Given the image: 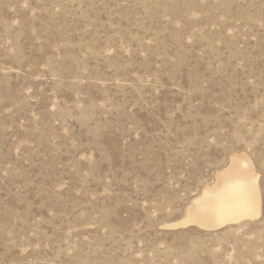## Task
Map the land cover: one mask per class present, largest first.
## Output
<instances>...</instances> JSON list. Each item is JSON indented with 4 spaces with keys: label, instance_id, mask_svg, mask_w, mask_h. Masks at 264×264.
Returning a JSON list of instances; mask_svg holds the SVG:
<instances>
[{
    "label": "rangeland",
    "instance_id": "1",
    "mask_svg": "<svg viewBox=\"0 0 264 264\" xmlns=\"http://www.w3.org/2000/svg\"><path fill=\"white\" fill-rule=\"evenodd\" d=\"M236 153L260 214L165 226ZM0 264H264V0H0Z\"/></svg>",
    "mask_w": 264,
    "mask_h": 264
},
{
    "label": "bare ground",
    "instance_id": "2",
    "mask_svg": "<svg viewBox=\"0 0 264 264\" xmlns=\"http://www.w3.org/2000/svg\"><path fill=\"white\" fill-rule=\"evenodd\" d=\"M257 176L247 155L232 154L229 164L214 176V182L192 198L185 214L165 226L196 225L213 230L254 219L262 208Z\"/></svg>",
    "mask_w": 264,
    "mask_h": 264
}]
</instances>
